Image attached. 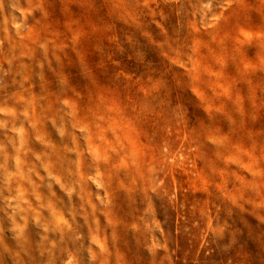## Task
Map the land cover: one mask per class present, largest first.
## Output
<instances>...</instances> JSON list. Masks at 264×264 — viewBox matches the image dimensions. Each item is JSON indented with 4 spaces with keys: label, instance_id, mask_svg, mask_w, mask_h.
Masks as SVG:
<instances>
[{
    "label": "rangeland",
    "instance_id": "374dc122",
    "mask_svg": "<svg viewBox=\"0 0 264 264\" xmlns=\"http://www.w3.org/2000/svg\"><path fill=\"white\" fill-rule=\"evenodd\" d=\"M0 250L264 264V0H0Z\"/></svg>",
    "mask_w": 264,
    "mask_h": 264
},
{
    "label": "bare ground",
    "instance_id": "6f19581e",
    "mask_svg": "<svg viewBox=\"0 0 264 264\" xmlns=\"http://www.w3.org/2000/svg\"><path fill=\"white\" fill-rule=\"evenodd\" d=\"M5 3V2H4ZM121 124V123H120ZM120 127V126H118ZM15 249V248H14ZM6 251V250H5ZM18 251V250H17ZM16 252V251H15ZM19 252V251H18ZM0 255H3L2 251L0 250ZM12 256V255H11ZM5 257V256H4ZM13 259V258H12ZM22 262V261H21ZM4 263V262H3ZM24 263V262H23Z\"/></svg>",
    "mask_w": 264,
    "mask_h": 264
}]
</instances>
